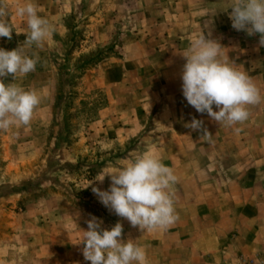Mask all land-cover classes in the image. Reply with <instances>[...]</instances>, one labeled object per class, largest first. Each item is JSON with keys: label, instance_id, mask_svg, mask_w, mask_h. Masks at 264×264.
<instances>
[{"label": "rangeland", "instance_id": "rangeland-1", "mask_svg": "<svg viewBox=\"0 0 264 264\" xmlns=\"http://www.w3.org/2000/svg\"><path fill=\"white\" fill-rule=\"evenodd\" d=\"M8 2L13 33L10 40L0 37V48L12 50L25 40V18L16 15L15 7L27 0ZM32 2L54 31L42 49L33 46L29 51L40 58L35 71L15 81L41 96L30 124L0 130V264H90L83 245L74 243L93 216L104 228L122 223V238L144 249L146 264L180 262L172 255L183 242L177 232L195 229L198 236L202 230L182 226L195 214L184 211L182 201L190 207L199 203V180L192 175L193 140L203 139L201 131L185 124L193 117L202 120L211 138L225 130L183 96L185 50L175 51L181 37L174 15L179 5L175 0ZM184 13L191 26L195 18H208L206 13ZM219 34L211 38L233 36L259 43V34L250 36L231 24ZM185 38L189 47L194 37ZM4 82H12L11 77ZM255 107L248 106L250 120ZM213 109L218 110L215 105ZM146 151L158 155L178 177L171 191L179 218L167 229L133 227L92 191L93 186L108 190L109 177L102 183L95 179ZM200 154L208 156L210 148ZM200 181L201 189L208 185V179ZM241 259L261 261L238 257L237 264Z\"/></svg>", "mask_w": 264, "mask_h": 264}, {"label": "clouds", "instance_id": "clouds-1", "mask_svg": "<svg viewBox=\"0 0 264 264\" xmlns=\"http://www.w3.org/2000/svg\"><path fill=\"white\" fill-rule=\"evenodd\" d=\"M10 7L8 0H0V37L9 40L13 33L8 23ZM229 8L232 9L229 13L232 27L250 36L259 34V45L264 46V0H229ZM15 12L25 18L27 29L23 33L25 40L18 47L0 48V130L5 131L14 125H29L41 103V96L35 90L26 89L15 81L35 71L40 58L35 53L29 55V51L33 46L42 49L54 31L50 21L38 14L32 0L18 4ZM221 47L218 41L206 38L203 31L192 39L181 54L186 60L180 72L181 89L188 104L197 112L206 113L219 125L233 126L247 121L248 106L260 103L262 97L245 72L221 57ZM8 77L12 82L5 83ZM213 105L218 110H214ZM185 126L201 131L199 138L211 141L212 134L202 120L193 117ZM106 176L111 181L109 189L93 186V193L133 227L144 231L167 229L178 220L171 191L178 177L155 153H141L95 180L102 183ZM86 223L87 229L74 244L83 245V257L90 264H146L144 249L132 239L122 238V223L104 228L102 220L94 216Z\"/></svg>", "mask_w": 264, "mask_h": 264}, {"label": "crops", "instance_id": "crops-1", "mask_svg": "<svg viewBox=\"0 0 264 264\" xmlns=\"http://www.w3.org/2000/svg\"><path fill=\"white\" fill-rule=\"evenodd\" d=\"M174 3L180 9L174 15L177 34L181 36L175 51L188 48L185 37H197L203 31L205 37L212 39L211 36L220 35L219 29L224 25H232L229 17L232 9H227L229 0H175ZM181 8L186 13H206L208 18H195L191 26ZM214 40L222 46L221 57L257 83L264 99V46L242 37L222 40L214 37ZM210 128L217 129L216 125ZM223 129L224 133L210 142L193 140L196 154L192 157L195 168L192 175L199 180L196 188L199 203L190 207L188 201H182L180 206L184 211L195 212L192 218L184 219L182 226L198 225L202 230L198 236L194 228V231L177 232L183 242L181 249L172 254L180 259L176 264H237L238 257H258L264 262V102L256 104L251 120ZM206 147L210 148V154L202 156L200 152ZM221 147L224 149L217 153ZM204 164H208V169L203 168ZM201 179H208V185L202 189ZM218 179H224V184Z\"/></svg>", "mask_w": 264, "mask_h": 264}, {"label": "built area", "instance_id": "built-area-1", "mask_svg": "<svg viewBox=\"0 0 264 264\" xmlns=\"http://www.w3.org/2000/svg\"><path fill=\"white\" fill-rule=\"evenodd\" d=\"M242 261V264H262L261 261L259 260H244V259H241Z\"/></svg>", "mask_w": 264, "mask_h": 264}]
</instances>
